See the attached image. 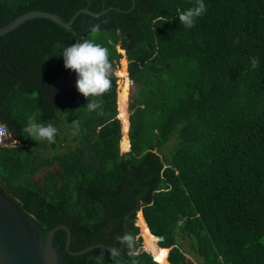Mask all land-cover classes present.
<instances>
[{"label":"trees","instance_id":"16d2710c","mask_svg":"<svg viewBox=\"0 0 264 264\" xmlns=\"http://www.w3.org/2000/svg\"><path fill=\"white\" fill-rule=\"evenodd\" d=\"M204 3L186 28L177 13L195 0H0V24L32 9L65 20L86 6L106 9L75 18L78 38L44 18L0 36L22 71L13 76L0 58V122L21 144L0 146V187L34 215L42 237L60 223L71 228L69 250L65 230L53 237L66 264H162L141 247L139 211L170 264H264V0ZM84 38L107 48L113 65L102 97L68 89L77 73L61 54ZM123 57L134 87L128 151L115 74ZM89 99L102 101L104 115L86 108ZM30 117L64 141L70 130L73 147L44 156V139L23 131ZM125 234L134 256L117 240Z\"/></svg>","mask_w":264,"mask_h":264},{"label":"water","instance_id":"95a60500","mask_svg":"<svg viewBox=\"0 0 264 264\" xmlns=\"http://www.w3.org/2000/svg\"><path fill=\"white\" fill-rule=\"evenodd\" d=\"M105 12L106 9L93 12L86 6L77 10L69 20H65L56 11L32 9L19 14L4 24H0V36L13 32L29 20L44 18L59 24L78 38L81 34L75 30L73 22L80 13L99 16ZM0 58L6 61L13 71V76L22 73V71L16 69L14 63L4 51H0ZM126 218L127 216L125 220ZM59 229H63L67 233L65 246L69 250L72 233L68 225L57 224L42 237L40 226L37 224L34 215L23 211L18 198L10 193L3 192L0 187V264H66L63 251L53 239L55 232ZM155 236L158 238L157 242L163 239L162 236ZM93 247L94 245H91L79 251L70 252L80 254Z\"/></svg>","mask_w":264,"mask_h":264},{"label":"clouds","instance_id":"9594fccd","mask_svg":"<svg viewBox=\"0 0 264 264\" xmlns=\"http://www.w3.org/2000/svg\"><path fill=\"white\" fill-rule=\"evenodd\" d=\"M206 11L207 7L204 0H195V4L192 7L184 11L178 10L177 14L181 24L186 28H192L195 26L197 18L204 15ZM100 30L101 25L99 23L90 26L92 33H97ZM61 55L64 59V67L77 73V90L86 98L102 97L109 91L111 87L110 77L113 75L114 70L107 48L84 38L78 39L77 42L64 47ZM250 63L253 69L257 68L259 66V58L256 56L251 57ZM86 108L90 112L96 111L98 115H104L101 100L89 99ZM23 131L36 141L44 139L50 143H54L58 130L51 123L47 125L36 123L34 122V118L30 117ZM117 240L120 244L128 247V255L130 257L134 256L135 253L132 251L134 240L131 235L117 237ZM108 251L114 259L120 255L118 247H110ZM117 264H119V261H117ZM132 264H137V262L133 260Z\"/></svg>","mask_w":264,"mask_h":264},{"label":"bare ground","instance_id":"6f19581e","mask_svg":"<svg viewBox=\"0 0 264 264\" xmlns=\"http://www.w3.org/2000/svg\"><path fill=\"white\" fill-rule=\"evenodd\" d=\"M122 52L124 50L121 49ZM122 66L118 71V74L122 77V80L119 82V99H118V117L122 123V139H121V149L127 151L130 149V139L128 135L129 131V115H128V104H127V95L129 93L130 79L128 77L127 70V59H122ZM118 96V95H117ZM137 224L140 227V234L143 237V243L145 249L152 253L155 260L159 261L162 264H170L168 261V248H163L157 243L158 238L153 233H151L145 217L142 211L137 213Z\"/></svg>","mask_w":264,"mask_h":264},{"label":"rangeland","instance_id":"374dc122","mask_svg":"<svg viewBox=\"0 0 264 264\" xmlns=\"http://www.w3.org/2000/svg\"><path fill=\"white\" fill-rule=\"evenodd\" d=\"M119 50L121 51V49H119ZM122 53H124V52H122ZM123 58H125V57H123ZM123 58L120 59L119 65L116 66V69H115V74L118 77V80H117V95H118L117 96V105H118V99H119V82L122 80V77L118 74V71H119V69L122 66L121 62H122ZM128 77H129V75H128ZM76 81H77V74H72L71 77H70V80H69L68 89L71 90V91H75V92L79 93L80 95H83L77 90ZM133 91H134V87H133V85H132V83L130 81L129 93L127 95V104L128 105H129V102L131 101L130 97H131V94L133 93ZM128 112H129V108H128ZM118 113H119V109H118ZM128 115H129V113H128ZM66 133H67V135H66L67 138H66L65 141L63 140L62 134L59 131H57L54 143H50L47 140H44V142L46 143V146L43 149H45L46 152L43 155L44 156L52 155L55 148L58 149V150H63V149L69 148L70 146L73 147L74 143L72 145V138L74 136V133H72L70 130L67 131ZM13 145H21V144L16 142ZM120 149H121V144H120ZM121 151H123V150L121 149ZM140 231H141V229H140ZM141 247H142V249H145L144 243H143V246H141Z\"/></svg>","mask_w":264,"mask_h":264},{"label":"built area","instance_id":"2783aa9c","mask_svg":"<svg viewBox=\"0 0 264 264\" xmlns=\"http://www.w3.org/2000/svg\"><path fill=\"white\" fill-rule=\"evenodd\" d=\"M17 141L12 139L11 131L6 124L0 122V146H11Z\"/></svg>","mask_w":264,"mask_h":264},{"label":"crops","instance_id":"0c3cea01","mask_svg":"<svg viewBox=\"0 0 264 264\" xmlns=\"http://www.w3.org/2000/svg\"><path fill=\"white\" fill-rule=\"evenodd\" d=\"M131 81V80H130Z\"/></svg>","mask_w":264,"mask_h":264}]
</instances>
